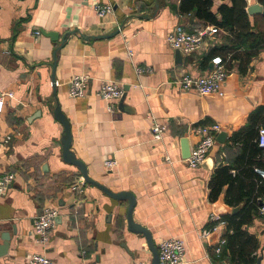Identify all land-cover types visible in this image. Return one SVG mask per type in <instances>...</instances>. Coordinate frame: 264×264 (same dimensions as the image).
<instances>
[{"label": "crops", "instance_id": "obj_1", "mask_svg": "<svg viewBox=\"0 0 264 264\" xmlns=\"http://www.w3.org/2000/svg\"><path fill=\"white\" fill-rule=\"evenodd\" d=\"M180 2L0 0V175H15L0 195V233L8 229L11 234L0 264H27L32 252L46 254L55 264H133L151 259L144 237L126 227L127 201L81 184L78 168L62 160L63 127L52 115L56 101L69 120L75 155L97 181L134 194L133 219L151 231L155 244L166 237L182 238L181 264H236L224 246L223 258L215 252L216 242L232 229L227 222L211 219L218 199L230 207L224 200L227 186L211 201L208 182L215 168L232 165L230 172L238 173V183L230 186L228 197L235 201L256 177L249 163L264 164V150L253 155L256 129L264 126V109L253 113L264 108V47L245 68L237 59L229 63L222 95L182 89L178 80L184 74H204L213 57L225 56L228 48L243 51L248 45L217 26L218 31L204 35L198 49L182 54L187 63H176V50L165 35L176 24L187 29L214 25L193 11H180ZM103 3L112 5V11L99 16L95 6ZM222 3L230 1L212 0L217 19ZM246 7L247 2V12ZM247 15L252 23L264 22L255 17L258 14ZM36 29L55 31L58 38ZM136 67L149 71L137 73ZM76 74H87L89 84L84 96L73 98L67 83ZM109 80L127 85L123 103L128 112L118 108L119 100L107 110L109 102L97 94L100 83ZM154 122L165 126L159 135L152 129ZM215 122L226 132L224 142L216 140L204 162L189 167L181 158L180 138L187 137L191 146L198 138L195 127ZM234 133L238 142L233 141ZM7 135L11 138L5 142ZM106 160L114 165L106 168ZM260 200L264 204V195ZM45 204L56 206L60 214L47 243L39 245L33 218ZM214 225V236L204 237ZM242 229L256 238L253 255L262 254L264 264V225L255 216Z\"/></svg>", "mask_w": 264, "mask_h": 264}, {"label": "built area", "instance_id": "obj_2", "mask_svg": "<svg viewBox=\"0 0 264 264\" xmlns=\"http://www.w3.org/2000/svg\"><path fill=\"white\" fill-rule=\"evenodd\" d=\"M96 13L99 16H103L112 11V5L108 3L98 4L95 6ZM218 31V27L215 25H208L206 27H198L193 29H187L182 24H176L166 35L165 40L169 47L173 50H179L182 54H190L198 49L203 41L204 35L208 33H215ZM39 33V31H36ZM212 67L204 74L193 76L190 74H184L179 80L178 85L188 91L195 89L200 95H222V86L227 77V66L220 56L212 58ZM137 73H143L149 71V69L136 67ZM89 84V76L87 74L73 75L68 83L67 89L70 97H81L86 94ZM122 85L113 80L103 81L100 83L97 94L103 99L109 102L107 110L114 109V103L118 101L123 94ZM7 96L12 97L13 93L8 92ZM3 104V99L0 97V110ZM152 129L159 135L165 126L154 122ZM222 129L221 125L217 122L210 124L198 125L195 127L194 132L198 137L196 141L190 146L189 156L185 158L186 164L189 167L200 166L207 158L210 149L216 142V135ZM11 137L6 136L5 142ZM257 143L260 147H264V127L258 129ZM106 168H110L114 165L113 160H106L104 162ZM255 171L264 179V169L255 168ZM15 175L13 172H7L0 175V195L3 194L11 183L14 181ZM81 184L84 181L81 179ZM59 209L56 206L45 204L33 218V233L35 243L44 245L49 240L54 225L55 219L59 215ZM259 221L264 225V204L258 208ZM212 220L218 221L219 224H224L226 221L218 214L211 216ZM217 225L209 228V230L203 233L204 237H208L211 233L216 232ZM226 241L224 237H221L215 245V252L217 256H220L222 247ZM158 250L159 262L158 264H181L184 252L185 243L182 238L179 237H166L162 238L156 244ZM27 264H55L54 261L42 252H32L27 256ZM133 264H150V261H136Z\"/></svg>", "mask_w": 264, "mask_h": 264}, {"label": "trees", "instance_id": "obj_3", "mask_svg": "<svg viewBox=\"0 0 264 264\" xmlns=\"http://www.w3.org/2000/svg\"><path fill=\"white\" fill-rule=\"evenodd\" d=\"M229 1V4L222 3L218 7V11L221 14L220 19H217L211 10L212 0H181L179 9L182 12L193 11L196 17L221 27L229 33H232L236 38L242 39L246 45H248L246 49L237 52L235 50L231 51L232 48H228V54L226 52L225 56H220L227 67L233 59H237L240 61V67L242 66L245 68L252 56L264 47V22H257V20H254L252 23L250 21L245 11L246 0ZM257 1L264 4V0ZM258 16L264 19V15H255V17ZM212 53L213 50L210 51V54ZM227 55H229L228 59ZM262 109L264 108L258 107L253 113L260 114ZM251 123L252 125L250 126H254V122ZM259 127L260 126L256 129L257 135ZM233 138L234 142H238V140H236L237 133L233 134ZM254 146L255 151H253V155L255 152L261 153V151L264 150V147H260L258 143H254ZM256 167L264 169V164L260 161H252L249 163V168L252 173H255L256 177L253 178L250 188H246L245 191H239L235 201H232L228 197L230 186L235 182L238 183V173L232 174L230 172V169L233 168L232 165H220L215 168L208 182V196L211 201H215L219 198L222 187L226 185L225 202L230 207L237 206L242 202V206L235 214L227 213L221 215V218L228 223V230L229 228L232 229L231 233L228 232L226 234V243L224 247L229 250V260L236 264H256V255L254 256L253 253L258 246V242L253 235L242 229L243 224L249 223L253 217L258 215V208L260 206L259 198L264 195V179L255 171ZM241 188H243V186H241ZM225 249L222 250L220 254L221 258L224 257Z\"/></svg>", "mask_w": 264, "mask_h": 264}, {"label": "water", "instance_id": "obj_4", "mask_svg": "<svg viewBox=\"0 0 264 264\" xmlns=\"http://www.w3.org/2000/svg\"><path fill=\"white\" fill-rule=\"evenodd\" d=\"M247 7L246 10L249 14H262L264 15V4L256 1V0H246ZM42 32V34L47 35L51 37L52 39L58 38V33L55 31H45L43 29H36ZM66 40V35L62 37V42ZM56 50L53 52V56L55 58ZM175 62L176 63H187L188 57H184L182 53L179 50L175 51ZM55 62L52 64V75H51V83L53 87V95H56V78H55ZM128 89L127 85L123 86V94L121 95L119 101H118V108L121 111L128 112V107L123 103L125 98V91ZM52 115L53 117L62 125V134L60 138L61 143V158L64 162L75 165L79 172L81 179L84 181V183L92 184L99 188L103 193H105L107 196L117 200L127 201V208L125 213V219H126V227L127 229L134 233V234H141L145 241L147 249L151 253V259L150 264H158L159 257H158V250L157 246L154 243L152 233L151 231L144 225H142L139 222L134 221L133 219V209L136 203V199L134 194L131 191L128 190H120V191H114L110 189L105 184L97 181L93 177L89 175L88 168L86 163L78 158L74 151L71 149L72 145V133H71V127L68 118L61 110L60 104L56 101L55 106L52 109ZM226 137V132L221 131L217 134L216 140L220 142H224ZM180 146H181V158L186 163L185 158L189 156L190 152V144L187 137H181L180 138ZM203 165L207 166V162H205ZM260 205L263 204V202L259 201ZM240 209V205L234 206V207H227L224 205L221 201V199H218L216 202L213 203V212L221 215V214H235ZM15 231V228L13 227V232ZM210 239L214 236L211 234ZM11 238L10 231L8 229H3L0 233V255H3L6 253L9 241ZM123 246L126 247L125 244ZM262 259V254L256 256V264H260V261ZM223 264H228L226 262H223Z\"/></svg>", "mask_w": 264, "mask_h": 264}]
</instances>
